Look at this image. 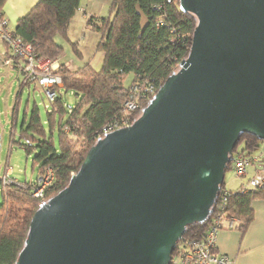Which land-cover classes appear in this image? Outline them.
<instances>
[{
  "label": "water",
  "instance_id": "obj_1",
  "mask_svg": "<svg viewBox=\"0 0 264 264\" xmlns=\"http://www.w3.org/2000/svg\"><path fill=\"white\" fill-rule=\"evenodd\" d=\"M189 56L34 214L16 264H171L244 134L264 141V0H179Z\"/></svg>",
  "mask_w": 264,
  "mask_h": 264
},
{
  "label": "trees",
  "instance_id": "obj_2",
  "mask_svg": "<svg viewBox=\"0 0 264 264\" xmlns=\"http://www.w3.org/2000/svg\"><path fill=\"white\" fill-rule=\"evenodd\" d=\"M6 2L0 0V21L5 20L2 11ZM79 8L80 0H39L17 22L11 33L30 44L38 58L57 61L64 50L56 38L58 35L66 36ZM161 17L165 24L158 28ZM196 25L193 15L179 10V0H113L108 17H90L87 20V27L100 34L97 51L104 54L102 69L94 70L90 63H86L79 70L70 71L64 64L60 65L57 74L62 78L63 86L52 89L58 92V96L47 110L51 131L49 139L43 134L36 106L32 110L27 107L24 115V123L29 121L30 132L44 135L43 139L32 138L34 146L26 148L28 154L35 152L34 165L39 172L37 180L49 168L55 173L54 184L46 192L48 201L68 186L90 149L103 136L104 127L115 122H125L126 125L121 124V127H126L136 120L139 111L128 114L124 109L130 88L150 83L158 92L189 56ZM74 46L75 54L82 59V52L77 45ZM13 66L24 76L21 87L34 85L38 89L35 83L26 79L19 61ZM128 75L134 77L130 88L124 86ZM61 90L74 95L77 101L75 107L66 104ZM149 101L142 104V110ZM16 115L14 112L13 116ZM56 129L59 138L57 146L54 141ZM263 142L244 134L233 152V161L237 154H254ZM233 161L227 171L233 170ZM4 178L0 180V264H16L31 220L39 209V200L33 197L37 180L22 185L9 179V176ZM224 192H228L226 209L230 217L238 220L235 230L243 234L246 232L254 218L252 203L256 199L264 200V188L241 192L240 187L233 191L226 189L224 181L207 222L188 227L177 244L171 264H177L186 242L205 240Z\"/></svg>",
  "mask_w": 264,
  "mask_h": 264
},
{
  "label": "rangeland",
  "instance_id": "obj_3",
  "mask_svg": "<svg viewBox=\"0 0 264 264\" xmlns=\"http://www.w3.org/2000/svg\"><path fill=\"white\" fill-rule=\"evenodd\" d=\"M86 4L87 0H81V8H85L84 5ZM94 8L95 2H93L90 9L93 12L99 11ZM82 17L81 11L76 12V18L69 26L66 36L58 35L56 40L63 47V58L66 61H71L81 67L86 63H90L94 70L100 71L104 62L103 52L97 51L100 34L89 29L87 21ZM74 45H77L82 52V59H79L75 54ZM6 52L7 45L0 40V180L9 176V179L25 185L26 183L35 182L39 175L38 168L34 165L35 152L33 151L28 154L26 148L29 145L34 146L35 142L32 138L34 140L43 139L44 135L46 138H50L51 131L48 120V109L46 107L51 104L45 91L36 84L38 89H35L34 85L31 87H21L24 76L13 65L5 63ZM61 58L57 61H52L58 65V69L60 67L58 61ZM63 58L62 60H64ZM133 80V75L126 76L124 86L130 88ZM61 93H64L66 104L75 107L77 101L74 95L71 93L65 94L63 90H61ZM34 106L39 110L44 135L39 132H30L28 129L29 121L24 123L27 107L32 110ZM14 112L18 118L13 116ZM141 112L142 109L136 114V119L141 115ZM54 141L57 146L59 142L57 129L54 132ZM258 152L259 147L255 153ZM8 169L12 170V175H9L11 173ZM243 180L238 178L233 170L227 171L225 175L226 189H237L236 187ZM1 190L2 184H0V203L2 201Z\"/></svg>",
  "mask_w": 264,
  "mask_h": 264
},
{
  "label": "built area",
  "instance_id": "obj_4",
  "mask_svg": "<svg viewBox=\"0 0 264 264\" xmlns=\"http://www.w3.org/2000/svg\"><path fill=\"white\" fill-rule=\"evenodd\" d=\"M164 24V18L161 17L157 27L160 28ZM0 40L7 45L5 63L15 65L19 61L24 68L26 79L44 90L52 104L58 96V92L52 89L62 88L63 85L62 78L57 74L58 65L47 58H38L30 44L11 33L7 20L0 21ZM156 91V87L150 83L133 85L124 106L126 113L132 114L139 111L142 104L151 100L157 93ZM50 106L46 108L50 110ZM121 124L126 125L125 122L107 125L104 127L103 136L124 128L121 127ZM233 171L238 178L248 177L247 183L241 186V192L257 191L264 188V142L260 145L258 153L237 154L233 161ZM54 181L55 173L50 168L36 181L33 197L39 200V208L47 204L46 192L54 184ZM227 196L228 192L222 194L219 210L212 218L205 240L186 242L177 264H233L227 256L216 252L218 234L222 230H234L238 224V220L235 217H230L226 209Z\"/></svg>",
  "mask_w": 264,
  "mask_h": 264
},
{
  "label": "crops",
  "instance_id": "obj_5",
  "mask_svg": "<svg viewBox=\"0 0 264 264\" xmlns=\"http://www.w3.org/2000/svg\"><path fill=\"white\" fill-rule=\"evenodd\" d=\"M39 0H7L2 16L8 22V27L11 32L16 28L17 22L25 17L38 3ZM95 2V10L91 11V5ZM111 0H87L85 8H80L83 14V19L87 21L90 17L106 18L109 15ZM77 11V12H78ZM76 18V14L73 20ZM71 21V23L73 22ZM70 23V25H71ZM104 55V54H103ZM63 58V55H62ZM58 61V64H64L70 71H77L81 68L71 61ZM12 175V170L8 169ZM244 179L241 184L236 187L238 190L245 182ZM254 211V218L248 226L246 232L243 234L238 230H222L216 238V252L220 255L227 256L233 264H264V200L256 199L252 203ZM178 263V262H177Z\"/></svg>",
  "mask_w": 264,
  "mask_h": 264
}]
</instances>
